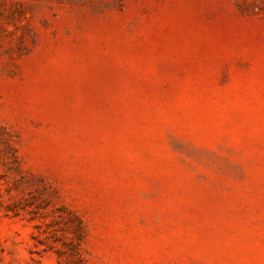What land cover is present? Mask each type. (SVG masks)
<instances>
[{
    "label": "rangeland",
    "instance_id": "obj_1",
    "mask_svg": "<svg viewBox=\"0 0 264 264\" xmlns=\"http://www.w3.org/2000/svg\"><path fill=\"white\" fill-rule=\"evenodd\" d=\"M72 216L86 264H264V0H0V264Z\"/></svg>",
    "mask_w": 264,
    "mask_h": 264
},
{
    "label": "trees",
    "instance_id": "obj_2",
    "mask_svg": "<svg viewBox=\"0 0 264 264\" xmlns=\"http://www.w3.org/2000/svg\"><path fill=\"white\" fill-rule=\"evenodd\" d=\"M16 207H10V210L16 212ZM64 224L67 226L65 233L69 232L67 236L68 241L64 243V249L57 251L59 255L64 256L68 264H86L82 252V242L85 238V228L79 218L71 217L65 219ZM64 233V234H65Z\"/></svg>",
    "mask_w": 264,
    "mask_h": 264
}]
</instances>
